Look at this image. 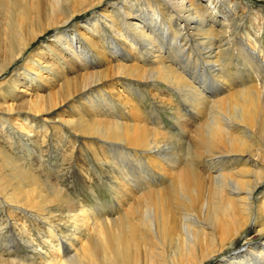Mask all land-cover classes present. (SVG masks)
Masks as SVG:
<instances>
[{
  "label": "bare ground",
  "instance_id": "6f19581e",
  "mask_svg": "<svg viewBox=\"0 0 264 264\" xmlns=\"http://www.w3.org/2000/svg\"><path fill=\"white\" fill-rule=\"evenodd\" d=\"M230 2L0 0V77L26 61L1 97L13 103L0 104V129L9 132L12 119L40 146L47 123L39 114L49 116L73 101L54 119L95 138L97 164L115 178L107 207L113 214L101 205L88 208L64 186L62 158L43 181L53 191L50 200L44 183L34 181L35 167H44L36 152H26L33 158L27 171L24 158L0 148V171L12 167L21 179L12 204L22 197L24 206L44 215L67 213L65 230L49 250L30 239L39 264H207L215 257L212 264H264V46L236 23L239 3ZM84 13L85 21L73 23ZM51 31L45 45L27 53ZM121 77L130 80L125 93L102 87L88 93ZM134 81L152 84L149 96ZM43 85L47 94L27 99V92ZM135 94L141 100L158 94L160 104L175 111L176 127L163 123L153 102L148 117ZM11 222L0 218V237L6 231L8 237L0 244V264H35L32 255L18 257L19 237L27 229L18 231L15 224V231ZM251 227L255 234L246 236ZM50 233L58 235L56 228ZM242 236L260 240L217 259Z\"/></svg>",
  "mask_w": 264,
  "mask_h": 264
},
{
  "label": "rangeland",
  "instance_id": "374dc122",
  "mask_svg": "<svg viewBox=\"0 0 264 264\" xmlns=\"http://www.w3.org/2000/svg\"><path fill=\"white\" fill-rule=\"evenodd\" d=\"M232 2L239 3L238 15L241 14V20L240 19L237 20L236 23L239 22V25L241 24V26L245 28L244 30L246 32L250 33L257 40L263 42V46H264V0H232ZM232 2L230 3L233 4ZM227 7H230V5ZM88 13L87 14L84 13L83 15L79 16L73 21V23H80V22L82 23L88 18L90 14ZM218 18L220 19V17ZM5 21L8 20L5 19ZM241 26H239L240 27L239 34H241L242 31H244L241 29ZM54 33L55 31H51L50 33L41 37L39 41L34 43V45L27 51V53H29L33 47L37 48L40 45H45V43L52 37ZM236 34L237 33H235V30H233V35H235L234 37L236 39L239 38L237 39V41L238 43L242 44V39L240 35L239 34L236 35ZM25 58L26 57H24V59ZM24 61L25 60L23 61L20 60L17 64L13 65L10 70L5 72L0 77V83L2 81H5V83L1 85L2 90L0 91V100H1L0 104H3V106L4 105L8 106V104L13 103V101L10 99H8L9 100L8 102L7 100L4 102L1 99V97L8 90L7 89L8 86L6 85L7 82H9L8 80L10 79L11 75L14 74L17 71V69H19L22 66V64L24 65L26 63V61L25 62ZM126 81H130V80L121 77L119 81L113 80V81H108V83L104 82L103 84H99L96 87L93 86L94 87L93 90L88 93L90 94V96H93L95 93H97L98 90H101V87L103 88V90L106 91L112 92V90L113 91L115 90V91H119L120 93L121 92L125 93L124 85ZM136 82L138 81H134L133 83L135 86H138L137 84L139 83ZM139 85L142 87L143 89L142 91L149 96V93L152 88V84L142 83ZM32 90H33L32 92L26 93L27 99L30 97L31 100H34L36 95H33V93H39V95L42 96L43 94H47L50 89L47 85H43L42 88L38 91H35L34 89ZM152 95L154 97L156 96L155 97L156 100L154 98L153 100H151L149 99V97L146 98V100H141L135 94L136 101L138 105H140V107L143 109V112L148 117L152 116L149 110L150 108H152L151 103L153 102L156 104L155 110L163 117V123L168 128L176 127L177 122L174 118L175 111L170 106L161 105L158 100L159 99L158 94L156 95L152 94ZM82 96L83 95L81 94V97ZM176 101H179V98L177 99L176 97ZM71 104H74L73 101L65 102V105L60 106L55 110H53L49 116H46L42 113L39 114L40 118L47 123V128H42L38 135L40 146L34 145L28 139L26 134V130H27L26 128H22L19 125L14 124L12 119H9V121L11 122V124H7L9 132H5L0 129V148H2L8 154L12 155L14 158L16 157L15 159H17L18 157L24 158L25 159L24 163H26L27 171H32L31 162L33 163L32 161L33 158L28 153L26 154V152H28V148L30 149L29 151H31V149L34 150L37 156V157L35 156V158L36 159L38 158L37 161L42 162L44 164V167L42 168L35 167L36 172L34 173V181H36L37 178H39L42 182L45 180H49L46 175L47 171H51L57 168L54 166L55 165L58 166L62 158H65V161L61 166L62 174H64L63 177L64 186L68 187L71 193L73 194V196L79 199L80 201H82L83 205H85L86 207L91 208L92 206L95 207L96 205H101L105 207L104 209L105 213L111 215L113 214V212L107 209V207L109 204V200H112L114 196L112 195L113 194L112 191L113 188L115 187L114 186L115 178L112 176L113 173H110L109 168L102 166V164H97L98 160L95 156V153H98L99 151H96L95 147L98 144V142L96 141L95 138L89 139L85 136H82V134H80L78 131H72L70 129L67 130L69 127H67L66 125L61 126L60 122L54 119L55 116L62 115L65 111L64 109L66 108V106H69ZM124 106H126L128 109L130 108V105L128 104H125ZM70 110L71 109L69 108V110L66 111H68V113L72 116V118L77 119L79 116L78 113H74ZM17 114H18L17 112H14L10 114L8 118L17 116ZM152 120H157V119H152ZM27 126H29V124H27ZM65 135H70L72 139L66 138ZM19 140L25 141V143L21 145L22 147H17V142ZM105 149H106L105 151L108 150L106 147ZM22 152H24L25 154ZM108 152L109 151H107V153L105 152L104 155L107 156L109 154ZM99 155L101 156L102 159H105L104 158L105 156L103 154L99 153ZM2 163H3V156L0 155V165ZM34 163H36V160L34 161ZM53 164L54 166L51 167ZM34 183H35L34 187L37 188L38 183L36 182ZM44 185L47 188L46 195L50 200H52L54 198L53 191L45 183ZM20 186H21V179H19L17 176H14L12 174V167H7V168L5 167L4 170L0 171V218L1 217L7 218L9 216V218H11L12 221L11 222L12 228L14 229L15 227L18 226L17 227L18 231H19V227L21 228L25 226L24 228L27 229V232L24 233V236L19 237L20 245H19V249L17 250L18 253L17 255L22 259H26L28 256L32 255L31 259L36 262L35 264H39L43 262V260L37 254V252L31 251L32 249L30 248L32 247L30 245H32V242L30 241V239L34 240L33 244L42 247L44 249L43 250L44 252L49 250V245L51 244V242L57 243L59 241L60 234L63 232V230H65V228L63 227L66 226L67 213H62L60 211H57L56 216L54 217H51L50 215H44L42 209H37V208L30 209L24 206L22 204L24 198L22 197L18 205L12 204L14 199L13 193L20 192L21 191ZM92 189L94 190L95 193L92 191ZM260 190L263 191L264 188L262 187L260 188ZM94 194H96V196ZM48 204H50V202ZM15 206L23 207L28 211V213L27 212L23 213L22 211H17V210L13 211L12 207ZM53 207L56 208V205H50L48 208H53ZM15 224L16 226L14 227ZM51 228L52 229L56 228V233L58 235L52 236V234L50 233ZM14 230L16 231V228ZM6 233L4 235H7ZM247 233L250 235L246 234V236L254 235L255 233L253 232V227L249 228ZM4 235L0 237V244H4V242H7L8 237ZM26 235H29L28 236L29 242H26V240L28 239ZM246 236H242L241 238H239L233 247L228 249L224 254L218 256L217 259H219L221 256L232 255L235 252L243 250L248 245L253 244L260 240V238L257 236V238L255 237L252 241H247ZM17 255L15 254V256ZM215 258L211 259L210 262H208L207 264L214 263L216 260Z\"/></svg>",
  "mask_w": 264,
  "mask_h": 264
}]
</instances>
